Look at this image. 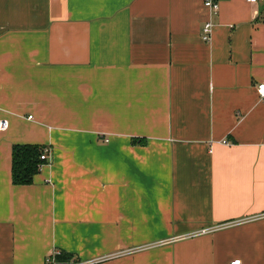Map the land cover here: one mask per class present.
I'll use <instances>...</instances> for the list:
<instances>
[{
    "label": "crops",
    "instance_id": "1",
    "mask_svg": "<svg viewBox=\"0 0 264 264\" xmlns=\"http://www.w3.org/2000/svg\"><path fill=\"white\" fill-rule=\"evenodd\" d=\"M215 1L0 0V264H264V2Z\"/></svg>",
    "mask_w": 264,
    "mask_h": 264
},
{
    "label": "trees",
    "instance_id": "2",
    "mask_svg": "<svg viewBox=\"0 0 264 264\" xmlns=\"http://www.w3.org/2000/svg\"><path fill=\"white\" fill-rule=\"evenodd\" d=\"M134 143L146 144L147 139L135 138ZM45 146L38 144H16L12 149V179L16 185H29L34 177L41 171L46 161L40 158ZM72 255L62 253L58 256L61 261L70 260Z\"/></svg>",
    "mask_w": 264,
    "mask_h": 264
},
{
    "label": "built area",
    "instance_id": "3",
    "mask_svg": "<svg viewBox=\"0 0 264 264\" xmlns=\"http://www.w3.org/2000/svg\"><path fill=\"white\" fill-rule=\"evenodd\" d=\"M247 1L252 4L264 2V0H247ZM205 5L210 10V18L203 25L202 38L204 41L210 42L212 39L213 29L215 25L211 16L213 14L218 13L220 9V4L215 0H205ZM257 91H258L260 98L264 100V81L258 83ZM8 126L9 124L6 119H0V131L6 130ZM106 141H108V139H106ZM51 153H52V148L50 146H45L40 158L46 161V164H48L51 162ZM203 231L205 232L206 230H203ZM62 253L63 252L59 250H56L50 253L46 257L45 264H100V262L106 259V257H99V258L87 259V260H78V259L71 258L70 260L61 261L58 259V256H60ZM112 256H115V255H112ZM229 264H243V262H242V259L235 258V259H232L229 262Z\"/></svg>",
    "mask_w": 264,
    "mask_h": 264
}]
</instances>
